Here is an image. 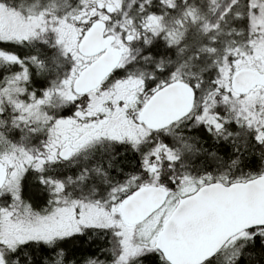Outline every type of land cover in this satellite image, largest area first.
Returning <instances> with one entry per match:
<instances>
[{
  "label": "snow or ice",
  "instance_id": "obj_1",
  "mask_svg": "<svg viewBox=\"0 0 264 264\" xmlns=\"http://www.w3.org/2000/svg\"><path fill=\"white\" fill-rule=\"evenodd\" d=\"M0 264H264V0H0Z\"/></svg>",
  "mask_w": 264,
  "mask_h": 264
}]
</instances>
